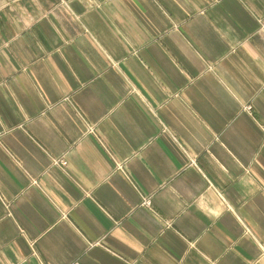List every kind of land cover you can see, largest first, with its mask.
Here are the masks:
<instances>
[{
  "label": "crops",
  "instance_id": "crops-1",
  "mask_svg": "<svg viewBox=\"0 0 264 264\" xmlns=\"http://www.w3.org/2000/svg\"><path fill=\"white\" fill-rule=\"evenodd\" d=\"M263 244L264 0H0V264Z\"/></svg>",
  "mask_w": 264,
  "mask_h": 264
},
{
  "label": "built area",
  "instance_id": "built-area-1",
  "mask_svg": "<svg viewBox=\"0 0 264 264\" xmlns=\"http://www.w3.org/2000/svg\"><path fill=\"white\" fill-rule=\"evenodd\" d=\"M55 163L57 164H61V165H67V161L65 159H58L55 161ZM151 199L149 197H145L143 200V205L147 206V207H151ZM263 249H264V244L262 245Z\"/></svg>",
  "mask_w": 264,
  "mask_h": 264
}]
</instances>
